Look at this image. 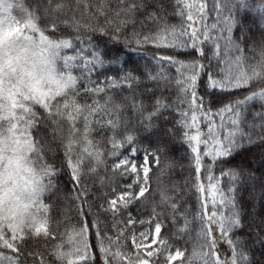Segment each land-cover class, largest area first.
<instances>
[{
  "label": "snow or ice",
  "instance_id": "snow-or-ice-1",
  "mask_svg": "<svg viewBox=\"0 0 264 264\" xmlns=\"http://www.w3.org/2000/svg\"><path fill=\"white\" fill-rule=\"evenodd\" d=\"M231 2L232 0H211L209 7L208 0H174L171 14L178 17L180 23L170 24L164 19L167 13L162 0H117L115 16L122 22L115 23L113 35L123 34V29L129 23L135 25L136 14L140 13L144 17L140 21L141 29L134 28L127 36V41L138 47L147 45L155 49L151 57L155 64L152 69L145 64L143 75H140L139 63L130 67L128 58L125 57L120 61L122 68L106 69L102 74L105 76L103 82L98 80L96 84L84 88V93L92 99V120L87 126L88 133L93 135L95 131H107L112 134L109 138L113 146L111 155L115 157L111 165L112 172L115 176L124 178V181H113L111 191L100 205V209L111 215L114 221L116 232L113 246L121 245L122 234L129 236L120 246L122 255L132 252L138 259L147 258L148 264H152L153 259L155 264H173L176 261L184 264L185 260L192 264V259L181 248L174 247L169 242L165 232V219L168 217L158 211L161 206L164 210H170L173 236L182 239L185 234L190 235L193 231V222L188 220L187 210L180 211L178 198L170 195L167 188H161L160 202L152 207L146 218L131 213L132 207L147 209L151 202L150 172L153 164L164 174L165 168H175L178 163L174 157H169L167 144L160 140L150 142L147 148L132 147L137 143V137L133 134L135 130L119 117L120 111L130 106L133 112L139 113L143 118L142 123L148 122L145 128L148 134H155L159 130V125L154 128L152 122L164 112L175 114L174 117H168L172 120V125L165 135L175 137L179 134L180 143L185 148L189 167L184 187L196 198L198 215L195 220V244L199 248L201 264H251L249 240L238 235L245 227L244 202L238 195L243 187L245 174L240 169L226 170V167L245 145H252L253 133L257 129L259 131L255 142L264 144V85L259 83L264 79V73L253 78L247 72L238 71L245 57L233 53L248 50L239 47L241 41L234 38L235 32L240 29L233 9L229 7ZM107 3L108 0H101L98 5L99 13L106 18ZM59 4L60 0H48V11H58L56 6ZM212 13H215V17L209 24ZM65 26L77 30L80 28L79 23L72 21L65 23ZM51 28L53 34L61 31L59 23L55 21L51 23ZM93 30L105 34L108 32V28ZM49 46L53 50L52 54L62 62V70L68 74V81L72 84L78 83L72 68L83 65V70L87 71L89 66H103L107 58L95 48L80 47L77 51L70 39H56ZM69 51L72 54H68ZM209 51L213 52L214 57H219V71L211 70ZM225 56L230 58L225 59ZM108 59L119 61V57ZM205 60L209 61L207 65ZM143 80L154 82L157 88L172 90L175 98L169 100L163 93L159 96L153 94L151 110L143 100L138 102L135 95L125 96L122 101L117 102V89L122 91L128 87L131 90ZM101 94L103 103L98 99ZM205 97H209L207 106ZM254 102H259L260 110L252 112V120L249 121L246 109ZM144 112L148 113L147 116H144ZM256 121L260 123L257 124ZM39 131L40 124L37 120L30 134L35 136ZM119 149L123 151L118 154ZM162 158L167 160L163 167ZM58 167L61 171H67L70 180L77 187L73 202L79 201V215L83 218L84 227L90 232L93 229L92 223L88 222L89 212L85 211L89 194L77 175L80 164L72 162L70 154L62 153L60 164H52L46 173L49 180L47 185L38 179L33 181V191L39 193L46 188H53L52 181L58 175ZM172 187L175 190L179 185L173 184ZM179 220L184 223L179 224ZM98 232L97 228L96 233ZM153 239L155 244L151 243ZM254 239L261 238L256 236ZM109 244H112L111 234ZM140 247L144 248L143 253L140 252ZM153 251L155 256H149ZM87 253L88 249H85L82 259L76 260L75 264H90ZM22 256L20 245L15 240L10 245L0 243V264H20ZM112 261L113 257L105 253L102 264H112ZM40 264H45L42 256Z\"/></svg>",
  "mask_w": 264,
  "mask_h": 264
},
{
  "label": "trees",
  "instance_id": "trees-1",
  "mask_svg": "<svg viewBox=\"0 0 264 264\" xmlns=\"http://www.w3.org/2000/svg\"><path fill=\"white\" fill-rule=\"evenodd\" d=\"M262 5H264V0H236V2L232 0L229 4V7L233 9L234 18L240 29L235 32L234 38L241 41L242 44L239 47L248 50L243 53H233V55L245 57L238 71L247 72L253 78H255L254 73L256 70L264 73V36L254 27L252 12L253 9ZM214 17L215 13H212L208 20L209 24ZM166 18L164 17V19ZM101 29L103 28L101 27ZM83 35L85 36H82V47L87 49L95 48L97 51L104 53L107 57L105 61L109 63L111 59L108 58L119 57V61L113 60V62L118 63L120 66H123L120 61H123L125 57L128 58L130 67L138 62L141 66L140 75L144 73L143 66L145 64L148 65L146 58L152 56L153 51H155L150 46L135 47L118 40L109 30L106 34L102 31H90L88 33L85 32ZM221 44H223V41H221ZM226 51L227 49H225ZM208 56L211 59V70L219 71L217 67L218 62H220L219 57H214L211 51L208 52ZM224 58L228 59L230 57L225 56ZM204 62L206 65L209 63L208 60ZM140 75H138V80ZM259 83L264 85V79H261ZM125 89L128 96L135 95L138 102L143 100L145 106L151 110L150 104L153 100V94L157 96V86L154 82L143 80L134 85L131 90L128 87H125ZM200 90L203 91V88ZM28 96L25 92L24 97L28 98ZM25 102L28 105V109L22 112V119H18L17 123L19 126L24 127L32 146L26 157L29 169L42 184L47 185L49 180L46 173L51 169L52 164H60L62 153L70 154L72 162L80 164L77 175L84 190L89 194L85 211L89 212L88 222L92 223L93 229L89 232L84 227L83 218L78 212L79 201L73 202L77 194V187L70 180L67 171H61L58 167V175L52 181L54 187L46 188L45 191L40 192L42 203L46 209V230L36 232L34 227L25 223V229L22 234L12 239L19 243L23 252L20 264H40L41 256L44 258L45 264H75L76 260L82 259L85 249H88L87 254L90 257V264H102L105 253L113 257L112 264H138L144 257L138 259L132 252H125L123 255L120 252V246L129 239L127 234H122L120 246H113L115 245L114 237L116 232L113 218L100 209L101 203L106 199V194L111 191L113 181H124L123 177L115 176L112 172L111 165L113 161L107 158L95 160L82 155L80 152H75V142H73L71 128L66 122L47 115L41 107L34 104L33 99H28ZM259 110V102H254V104L248 106L246 109L248 120H252V112ZM124 113L125 121L135 130L133 134L139 140L141 138L145 139L148 144L157 140L166 143L169 149V157H174L177 160L178 165L175 168H165V172L162 174L164 175L163 185L159 186L154 182L151 187L152 192L157 195H160L161 188H167L170 195L178 198L180 211L184 212L187 210L188 220L193 222V231L190 235L185 234L182 239H179L171 234L174 229L170 218V210H164L162 206L158 208V211H161L164 217H168L165 219V232L169 242L174 247L181 248L185 255L191 259V254L198 248L195 244L197 229L195 220L198 213L195 196L184 187L189 167L186 162L187 159L177 148L173 137L165 135L168 128L163 116L152 122L154 128L159 125V130L155 131V134H148L145 131L148 122L143 121L142 123L143 118L139 113L133 112L130 106L124 109ZM147 114V112H144V116H147ZM37 120H39L40 131L35 136H32L30 130L36 126ZM256 123L259 124L260 122L256 121ZM245 130H248L247 126ZM258 131L259 129L256 130V133H253L254 142L252 145H245L232 163L228 165L243 169H254L253 167H255L258 171V178L254 186L244 187L238 194L244 202L245 213L243 216L245 227L238 235L249 240L248 254L251 258V264H264V144L255 142ZM147 143H145L146 146H148ZM166 164L167 160L162 158L161 166L163 167ZM156 170L161 173L159 169L156 168ZM173 184H178L179 187L173 190ZM158 204L159 202L155 200V202L149 203L147 209L139 206L132 207L131 213L134 216L146 218L152 207ZM183 223V220H179V224L182 225ZM97 228L99 229L98 233H96ZM110 234L112 244H109ZM256 236L261 239H254ZM94 246L95 250H93ZM186 261L184 264H188ZM152 264H155L154 259ZM192 264H201L200 257L192 260Z\"/></svg>",
  "mask_w": 264,
  "mask_h": 264
},
{
  "label": "rangeland",
  "instance_id": "rangeland-1",
  "mask_svg": "<svg viewBox=\"0 0 264 264\" xmlns=\"http://www.w3.org/2000/svg\"><path fill=\"white\" fill-rule=\"evenodd\" d=\"M162 2L166 5L165 9L167 14L164 16L165 18L167 17L166 20L170 24H179V18L171 14L174 0H162ZM100 3L101 0H60V4L56 6L58 11L52 12L47 9L48 0H0V37L23 36L25 40L37 39L40 44L45 46L44 50L46 52H51L52 68L50 71L52 74L49 76V83L56 85L54 89L51 87L45 88L40 85L39 81H36L31 84L26 92L29 95L27 98L24 97L25 92L19 89L9 90L5 95L3 82L0 81V144H2L5 139L13 143L14 146L11 151L14 158L9 159V164L15 169V174L9 172L7 176L0 177V184H6L9 180L15 184V175H18L22 169L24 173L28 174L29 178L27 183L31 185L30 204L28 205L31 209L29 219H17L15 211H10L7 214L0 211V243L2 244L10 245L12 239L20 236L25 229V223L34 227L36 232L46 230V209L42 203L40 192L34 193L33 191V181L38 178L29 169L26 162V157L32 146L28 140L29 137L24 127L21 125L19 126L17 123L18 119H22V112L28 109V105L25 101L33 99L34 104L41 107L47 115L66 122L71 128L73 142H75V152H80L82 155L95 160L107 158L113 161L115 159V157L111 155L113 149L112 144L109 142V138L112 135L111 133L107 131H95L93 135L88 133L87 126L92 120V113L90 111L92 99L84 93V88L96 84L98 80L103 82L105 76L102 74L106 69H120L123 66L110 60V63L105 61L103 66H89L87 71L83 70V65L74 67L71 71L77 77L78 83L72 84L68 81V74L62 70V62H60L58 57L52 54L53 50L49 46L50 43L54 44L56 39H70L73 41L78 51L79 48L82 47V36H85L83 34H85V32L94 31L93 29H101V27L108 28L113 35L112 28L115 27V23L122 22L117 20L115 16L117 0H108L107 18L98 11V5ZM208 3L209 6H211V0H208ZM252 12L254 16V27L264 36V5L253 9ZM143 19L144 17L140 13H137L135 25L129 23L127 27L123 29V34L117 33L118 40L128 43L127 36L133 32L134 28L136 30L141 29L140 21ZM53 21L59 23L61 29V31L55 32L54 34L51 28V23ZM68 21L79 23V30L66 27L65 23ZM117 35L113 36L117 38ZM130 45L138 47L135 43H131ZM68 54L72 53L69 51ZM151 57L152 56L146 58L149 69H152V66L155 64V61H152ZM56 73H58L59 78H57ZM261 73L263 72L256 70L254 74L257 75ZM29 75L31 76V74ZM161 93L169 100L175 98V92L170 89H165L163 87L157 88V96ZM125 96H128L125 88L122 91L120 89L116 90L115 99L117 102L122 101ZM98 99L103 103L102 94ZM208 99L209 97H205L206 106ZM170 115L174 117L175 114L174 112L167 111L162 115L167 128L172 125V120L168 119ZM119 117L122 121H125L124 109L120 111ZM173 139L179 151L185 156V148L182 147L180 143V135L177 134ZM145 143H147L145 139L141 138V140H139L137 138V143L132 145V147L147 148ZM124 147L126 148L127 145H124ZM122 151L123 149H119L117 153L119 154ZM3 159L4 157L0 155V160ZM8 166L9 165H4L5 168ZM253 168L254 169L234 168L227 165L226 170L240 169L245 174L242 181V189L244 187L254 186L258 178V171L255 167ZM150 176L152 178L150 187L154 182L159 186L163 185L162 180L164 175L158 173L154 164ZM5 199L6 195H0V206L3 205ZM155 200L160 202V195L152 192L150 201L155 202ZM140 243L143 242L141 241ZM151 243L155 244V239H153ZM140 252H144L143 247H140ZM154 254L155 251L148 255L153 257ZM198 257H200L199 248H196L190 258L196 260ZM138 264H148L147 258H142ZM173 264H180V262L176 261L173 262Z\"/></svg>",
  "mask_w": 264,
  "mask_h": 264
},
{
  "label": "clouds",
  "instance_id": "clouds-1",
  "mask_svg": "<svg viewBox=\"0 0 264 264\" xmlns=\"http://www.w3.org/2000/svg\"><path fill=\"white\" fill-rule=\"evenodd\" d=\"M45 46L37 39L25 40L20 37H0V81L3 82L5 95L9 90L19 89L27 92L32 83L39 81L40 85L55 88V84L49 83L51 65V52H46ZM31 74V76L29 75ZM59 78L58 73H56ZM13 143L7 139L0 144V177L7 176L9 172L15 174V169L9 164V159L14 155L11 151ZM4 165H9L7 168ZM28 174L20 170L15 175V184L9 180L6 184H0V195H6V199L0 211L4 214L15 211L17 219H29L31 185L27 183Z\"/></svg>",
  "mask_w": 264,
  "mask_h": 264
}]
</instances>
